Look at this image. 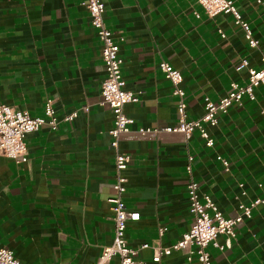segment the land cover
<instances>
[{
  "label": "crops",
  "instance_id": "1",
  "mask_svg": "<svg viewBox=\"0 0 264 264\" xmlns=\"http://www.w3.org/2000/svg\"><path fill=\"white\" fill-rule=\"evenodd\" d=\"M234 1L257 48L248 46L233 16L209 18L196 0L107 2L104 19L120 43L125 88L139 97L125 107L134 124L119 142L131 157L124 202L140 214L128 223L126 239L135 248L149 246L138 260L151 262L157 247L172 246L191 229L193 180L199 196H210L227 218L263 201L237 225L229 248L209 252L212 264H264V86L255 89L254 101L244 97L208 127L213 147L198 132L189 140L136 133L178 123L179 97L159 69L162 62L182 74L188 120L200 119L206 102L225 97L232 82L247 83L248 69L236 70L243 59L248 68L262 67L264 3ZM84 2L0 0V104L44 117L50 102L60 122L56 130L44 126L26 136L25 162L0 156V249L22 264H95L114 238V116L101 105L103 46ZM216 242L224 246L226 237ZM160 264L197 260L174 251Z\"/></svg>",
  "mask_w": 264,
  "mask_h": 264
},
{
  "label": "built area",
  "instance_id": "2",
  "mask_svg": "<svg viewBox=\"0 0 264 264\" xmlns=\"http://www.w3.org/2000/svg\"><path fill=\"white\" fill-rule=\"evenodd\" d=\"M109 0H85L84 6L90 13L91 25L96 30L102 43V59L105 66V78L101 86V105L109 107L113 112V128L110 130L112 137L111 147L115 150L116 181L113 186L115 196L109 200L111 220L114 223V238L110 246L105 247L99 260L95 264H160L162 256H169L174 251H184L196 257L197 264H212L209 247L214 246L223 251L232 245V239L238 224L249 219L252 209L263 201L255 200L250 206H241V212L234 218L225 217L213 202L210 196H199L198 184L191 180L188 184V199L190 212L194 222L191 229L185 233L175 244L169 247H157L151 262L138 260L140 250L148 248L143 244L139 248L131 246L126 239V229L129 222L140 219V214L127 209L124 195L127 190V178L124 172L131 162L129 154L120 150L121 137L130 134L134 120L125 113V107L139 102V97L125 88V80L122 74L123 58L121 57L120 43L115 39L113 31L107 26L104 15ZM264 3V0H257ZM202 8L203 14L214 18L220 14L231 15L236 26L244 33L250 48H257L259 41L254 37L253 31L238 10L234 0H196ZM196 18L200 14L194 12ZM248 61L243 59L236 70L248 69L247 83L239 85L230 84L226 96L218 102L207 101L203 116L198 120H188L186 114L185 92L181 88L183 77L180 71L174 69L168 63L159 65L160 71L173 86V94L179 97L177 112L179 115L177 125L162 129L141 128L136 131L140 137L157 136L159 133L182 134L189 140L195 132H198L207 147L214 146V139L208 131V127L218 124V116L226 114L233 105L241 104L244 97L255 100V89L264 86V57L260 69L248 68ZM54 109L48 102L45 106L44 117H32L28 112L17 110L9 105L0 104V156L14 160L17 163L27 160L28 149L25 143L28 134L39 131L44 126L56 130L59 121L54 115ZM77 114L67 116L63 121H71ZM192 161V159H189ZM226 169L228 163L223 161ZM188 173L191 174L189 165ZM163 232V230H161ZM226 237L224 246L216 242L218 236ZM0 264H22L9 249H0Z\"/></svg>",
  "mask_w": 264,
  "mask_h": 264
}]
</instances>
